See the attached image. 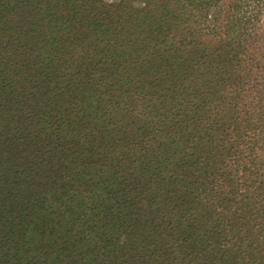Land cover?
<instances>
[{"label":"trees","instance_id":"obj_1","mask_svg":"<svg viewBox=\"0 0 264 264\" xmlns=\"http://www.w3.org/2000/svg\"><path fill=\"white\" fill-rule=\"evenodd\" d=\"M252 2L0 0V264H264Z\"/></svg>","mask_w":264,"mask_h":264},{"label":"rangeland","instance_id":"obj_2","mask_svg":"<svg viewBox=\"0 0 264 264\" xmlns=\"http://www.w3.org/2000/svg\"><path fill=\"white\" fill-rule=\"evenodd\" d=\"M252 5V7H251ZM250 9H252L254 11V18L255 20H252V22L259 24L258 18H261V13L262 10H264V0H256V2H252L250 3L247 7H245V12L249 11ZM264 14V11H263ZM264 16H262V20H263Z\"/></svg>","mask_w":264,"mask_h":264}]
</instances>
